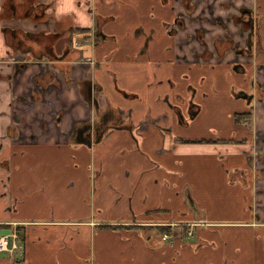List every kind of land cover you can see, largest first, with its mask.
<instances>
[{
    "label": "crops",
    "instance_id": "0c3cea01",
    "mask_svg": "<svg viewBox=\"0 0 264 264\" xmlns=\"http://www.w3.org/2000/svg\"><path fill=\"white\" fill-rule=\"evenodd\" d=\"M42 2L48 23L0 21V231L22 235L0 264H264V103L241 96L264 90V0ZM243 8L251 57L220 56ZM54 26L53 59L4 32Z\"/></svg>",
    "mask_w": 264,
    "mask_h": 264
},
{
    "label": "flooded vegetation",
    "instance_id": "af4514ba",
    "mask_svg": "<svg viewBox=\"0 0 264 264\" xmlns=\"http://www.w3.org/2000/svg\"><path fill=\"white\" fill-rule=\"evenodd\" d=\"M8 4L9 11H7L8 15L10 18H0V21H11V20H16V19H22L21 17L23 16L24 18H30V19H35L37 22H46L48 23L49 20L47 19L46 11L49 7L51 6H46L42 2V0H7L6 1ZM182 4L185 8V12L187 14V17L192 20V15L195 10V6L193 3V0H182ZM2 9L4 10V1L2 3ZM2 10V11H3ZM2 13V12H1ZM1 15V14H0ZM20 15V17H19ZM176 22L179 25L180 28H183L186 22V19L183 14L178 15L176 17ZM232 20L240 27V32L242 37L246 34V40H245V46L241 48V46L237 43H234V40L232 38V35L230 33H226L225 39L224 40H218L216 42L217 44V49L220 51V56H222L221 48L225 47L224 50L228 49H235L238 51V54L246 57H251V50L253 49V40L254 36L256 34V20L253 16V12L243 8L241 10V14L237 17L233 16ZM216 22H218L220 25L225 26L223 21L220 18H217ZM48 30H44L41 32H38V35H32L33 33L30 32H24L21 29H8L7 27H4V32H7V38L6 40L8 43L11 45V47L14 49L15 52L21 51L25 52V54L28 57L31 56H50L52 55L53 57L56 58L55 56V48L53 47V50H49L48 48L42 47L36 45V42H42L46 39L42 33L47 32ZM56 32V33H55ZM58 30H56V26H54L53 33L60 34L61 38L62 36L66 33H57ZM172 32H175V30H172ZM204 35V32L200 31L197 33V37H202ZM60 39V38H59ZM200 39V38H199ZM57 43V42H56ZM56 46V44H55ZM263 86L260 83H255V88L257 92L253 93V97L251 95H247L243 92H241V96L246 97L248 102L251 98H254V96L260 97V103H264L263 100V94L264 90H262ZM264 106V105H263ZM94 126H97L96 124L93 123H88L84 125L81 129L82 132H88L92 131V128Z\"/></svg>",
    "mask_w": 264,
    "mask_h": 264
},
{
    "label": "trees",
    "instance_id": "16d2710c",
    "mask_svg": "<svg viewBox=\"0 0 264 264\" xmlns=\"http://www.w3.org/2000/svg\"><path fill=\"white\" fill-rule=\"evenodd\" d=\"M7 0H5L4 1V10L2 11V13H1V15H0V18H10V16L8 15V13H7V11L6 10H8L9 11V8H8V4H7V2H6ZM37 1V0H36ZM47 5H45V7H46ZM19 17H20V15H19ZM21 18H24L23 16L21 17ZM78 30V29H77ZM56 33V32H55ZM55 33H52V32H50V31H47V32H44V33H42V35H44L45 37H46V39L44 40V41H42V42H36V45L37 46H39L40 48H41V46L42 47H45V48H48L50 51L51 50H53V47L55 48V44H56V42H57V40L59 39V38H61V35L60 34H56L57 36H55ZM57 33H61L60 31H58ZM33 35V34H32ZM35 36L36 35H38V34H34ZM77 56L79 57L80 56V54L79 53H77ZM48 58L49 59H53V56L52 55H48ZM68 73V70H67V72L65 73L66 74V76H67V79L69 80V75L67 74ZM39 79V77L38 78H36V81ZM249 115H250V113H244V114H242L241 116H239L238 114L236 115V121H240L241 119H247V120H249ZM159 229V232L162 234V233H165V232H167L168 231V229H166V228H158Z\"/></svg>",
    "mask_w": 264,
    "mask_h": 264
},
{
    "label": "built area",
    "instance_id": "2783aa9c",
    "mask_svg": "<svg viewBox=\"0 0 264 264\" xmlns=\"http://www.w3.org/2000/svg\"><path fill=\"white\" fill-rule=\"evenodd\" d=\"M163 239L168 240L169 238L165 234L163 235ZM21 241L22 235L18 230H13L11 233L0 234V253L7 252L15 259L20 251Z\"/></svg>",
    "mask_w": 264,
    "mask_h": 264
},
{
    "label": "water",
    "instance_id": "95a60500",
    "mask_svg": "<svg viewBox=\"0 0 264 264\" xmlns=\"http://www.w3.org/2000/svg\"><path fill=\"white\" fill-rule=\"evenodd\" d=\"M91 86H92V84H91ZM91 86H90L88 92L85 94V99H86L88 105L90 107H93L94 104L97 105V101H95V99H94L93 91H92ZM82 133L84 134V132H82Z\"/></svg>",
    "mask_w": 264,
    "mask_h": 264
},
{
    "label": "rangeland",
    "instance_id": "374dc122",
    "mask_svg": "<svg viewBox=\"0 0 264 264\" xmlns=\"http://www.w3.org/2000/svg\"><path fill=\"white\" fill-rule=\"evenodd\" d=\"M1 31H2V30H1V28H0V33H1ZM199 38H201V37H199ZM200 41H201V40H200ZM240 45H243V41H241V44H240ZM244 46H245V42H244ZM34 59H38V58H34ZM206 59H207V58H206ZM0 233L3 234V233H5V232H4V231H2V232L0 231ZM165 234H166V236H167L168 238L172 239V236H171V234H169V232L162 233V236L165 235Z\"/></svg>",
    "mask_w": 264,
    "mask_h": 264
}]
</instances>
